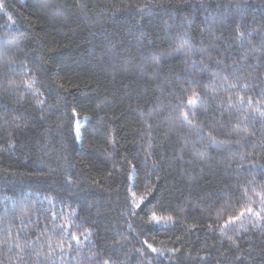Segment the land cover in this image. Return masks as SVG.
<instances>
[{"label": "trees", "instance_id": "trees-1", "mask_svg": "<svg viewBox=\"0 0 264 264\" xmlns=\"http://www.w3.org/2000/svg\"><path fill=\"white\" fill-rule=\"evenodd\" d=\"M3 3L0 264H264V0Z\"/></svg>", "mask_w": 264, "mask_h": 264}, {"label": "snow or ice", "instance_id": "snow-or-ice-1", "mask_svg": "<svg viewBox=\"0 0 264 264\" xmlns=\"http://www.w3.org/2000/svg\"><path fill=\"white\" fill-rule=\"evenodd\" d=\"M6 5L3 3V0H0V10L5 9ZM45 7H47V4H45ZM7 19L9 21L13 20L12 15H8ZM206 70V68L204 69ZM25 86L28 89H31L33 84L35 83V81H25ZM236 85H232V87H235ZM200 99V96L198 93L193 92L192 97H189L187 99V104L181 103L178 104L176 107L177 108H185L187 107L189 110L182 112L181 113V117L185 122H190L189 121V116L192 113V111L195 109V106L197 105L198 100ZM241 101H243V97L240 98ZM43 103V102H41ZM249 104H251V99H249L248 101ZM257 111H259V109H257ZM75 115V113H73ZM261 115H264V112L260 113ZM76 139H80L79 133L77 132V136ZM133 168H135V165L132 166ZM111 175V173L109 174ZM129 180L132 179L131 176L128 177ZM264 187V186H262ZM135 188V185L133 184L131 188L128 189V192L130 193V207H129V215L131 216H139L141 213H143L144 215L148 216L150 215V219H149V223H157V224H168L172 221V217L171 216H163V215H158L157 210H153L150 209L148 206L149 204H151V200H148L147 197L149 195H151V191H150V186L146 185L145 186V194L141 195L139 197H137L136 192L133 190ZM249 191H253L254 195H259L260 196V200H259V204L261 205V208L259 211H256L253 207L248 206L252 200L251 197H248L247 200H245V204L242 208V210L235 215L229 216L224 224L221 226V232L222 234L224 233V231L226 229H228L230 226H235L236 222L241 220L242 218H251L252 216H255L258 220L259 219H264V194L262 193H255L254 190L249 189ZM154 199V197H153ZM237 203H240V201L238 200ZM73 225L69 224L67 227L64 225H60V226H56L53 225L54 228H59V231L61 233H63L61 239H66V238H70V240L72 241H76L77 244L80 243V238L79 236L72 234L69 232V228L72 227ZM243 225H241L242 227ZM129 227H131V225H129ZM28 247H31V252L29 253V255L32 254V252H35L37 257L39 258L40 256V252L37 251V248H43L44 244L40 243L39 237H37V239L35 241H29L27 242ZM144 244L147 246L148 249L151 250V252L155 253L157 252V249L152 247V245L150 243H148L147 241H144ZM32 245H35V247H32ZM47 245L49 248H52L53 251L52 252H48L45 254L44 260L48 261L53 259L54 256V251L55 248L52 245V242L49 240L47 241ZM70 246V245H69ZM15 247L17 249H19L21 252H23L25 250V247L22 246L21 243L17 242L15 243ZM63 244L59 245L61 254L63 255ZM105 264H108L107 261H105Z\"/></svg>", "mask_w": 264, "mask_h": 264}, {"label": "rangeland", "instance_id": "rangeland-1", "mask_svg": "<svg viewBox=\"0 0 264 264\" xmlns=\"http://www.w3.org/2000/svg\"><path fill=\"white\" fill-rule=\"evenodd\" d=\"M260 200V199H259ZM260 208H261V206L260 207H258L257 209H256V211H259L260 210ZM257 219V218H256ZM264 224V220H260L259 222H256V226H262Z\"/></svg>", "mask_w": 264, "mask_h": 264}]
</instances>
